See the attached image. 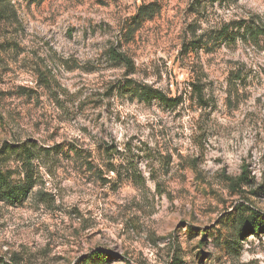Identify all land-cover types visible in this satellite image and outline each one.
<instances>
[{
  "label": "rangeland",
  "instance_id": "1",
  "mask_svg": "<svg viewBox=\"0 0 264 264\" xmlns=\"http://www.w3.org/2000/svg\"><path fill=\"white\" fill-rule=\"evenodd\" d=\"M8 2L0 164L23 183L3 153H38L29 196L0 201V264H264L236 222L264 217V37L246 33L264 0ZM143 5L159 13L137 24Z\"/></svg>",
  "mask_w": 264,
  "mask_h": 264
},
{
  "label": "trees",
  "instance_id": "2",
  "mask_svg": "<svg viewBox=\"0 0 264 264\" xmlns=\"http://www.w3.org/2000/svg\"><path fill=\"white\" fill-rule=\"evenodd\" d=\"M8 0H0V22L3 20L14 17L15 11L11 8V4ZM157 6L153 5H143L137 15L134 18V21L137 24L145 23L152 20L158 13L159 9ZM249 32L251 40L257 41L260 37H264V27L252 26L250 25L246 28V33ZM221 36L223 39L229 37L228 30L222 31ZM198 43V42H195ZM194 43H191L190 46L193 49L198 47L193 46ZM119 61L126 64V66H133L131 60L126 57V55H119ZM131 93L141 101L150 103L152 100H159L163 103H170L163 93L158 90H153L147 86H136L131 89ZM9 151H6L5 155L10 156L15 154L21 158V161L24 162L26 166V178L23 183H16L13 179V176L10 173L4 171L3 167L0 164V201L6 202L9 204H16L24 201L30 194L32 190L33 172H32V160L37 155L38 151L36 147L22 145L16 148H9ZM5 157V156H4ZM3 160V157L0 159ZM246 212H242L238 217H236L237 222V237L238 239H243L245 234L251 232L252 234L258 235L264 233V217L261 216L258 212H251L250 215H245ZM101 262H106L105 256L102 252H95L82 261V264H101ZM173 264H181L178 259L175 260Z\"/></svg>",
  "mask_w": 264,
  "mask_h": 264
}]
</instances>
